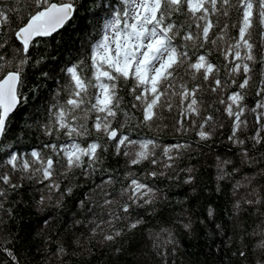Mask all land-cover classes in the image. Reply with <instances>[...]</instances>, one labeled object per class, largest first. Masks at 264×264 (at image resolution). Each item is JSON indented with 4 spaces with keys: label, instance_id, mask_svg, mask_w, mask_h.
I'll return each instance as SVG.
<instances>
[{
    "label": "snow or ice",
    "instance_id": "6c2138e0",
    "mask_svg": "<svg viewBox=\"0 0 264 264\" xmlns=\"http://www.w3.org/2000/svg\"><path fill=\"white\" fill-rule=\"evenodd\" d=\"M194 151L227 195L206 255L264 264V0H0V226L54 230L46 264H208L170 195ZM18 244L0 232V264H29Z\"/></svg>",
    "mask_w": 264,
    "mask_h": 264
},
{
    "label": "trees",
    "instance_id": "16d2710c",
    "mask_svg": "<svg viewBox=\"0 0 264 264\" xmlns=\"http://www.w3.org/2000/svg\"><path fill=\"white\" fill-rule=\"evenodd\" d=\"M213 59L219 61V57L213 54ZM123 94V93H122ZM251 97H249V103H251ZM26 110V109H25ZM22 115V113H20ZM249 122H251L252 117H248ZM140 131L148 134L147 129H141ZM171 129L168 130L167 134L164 135L165 139H170ZM135 133L133 136L135 137ZM224 135H227V129L224 130ZM219 136V133H218ZM224 145L221 146V150H223ZM187 162V161H186ZM192 164L198 165L197 167V174H196V184L193 187L196 188V192L189 193L188 187L181 185L180 187H174L170 190V195L172 197L177 196H184L188 194L189 199L186 205H176L173 204V210H177L180 207H187L193 218L194 222V230L191 236H185L183 240L184 249L188 258H190L194 262H203L205 260L208 261V264H219V260L215 256H208L206 255L208 252V245L210 243L219 244L221 241L218 238L213 237L209 239L205 235L204 226L200 225L199 220L200 218L206 215V208L209 203H212L213 206L217 209V220L226 219L224 217V213L227 211L226 204H227V195L226 192L216 193L215 191V183L212 181V169L208 165L211 164V159H209L208 164L206 165L203 159H198V152H193L191 154V161ZM117 162L113 161L112 164L115 166ZM183 166V165H181ZM183 176H181V179ZM79 183V179L76 181ZM207 188L208 191L205 192L204 189ZM25 199H28V196H25ZM32 212L35 209L31 210ZM42 215V214H41ZM67 217L64 213H60L57 223L54 227H59ZM215 221L212 222L214 226ZM17 227L20 229L21 239L27 244H31L32 246L28 248L26 245L25 247L21 248L20 244L17 245L18 248L22 252H27L25 259L29 262V264H41L43 261L46 264L47 260L49 259L50 253L46 255L45 246L40 245L37 247V244H40V241L43 238V235H51L53 240L55 239V232L49 228H44L41 226V229L36 227V218L35 216H30L25 214L23 219L20 221L19 224L15 220L9 221L7 225L0 226V232H6L9 229L13 232L17 230ZM80 229H77L79 231ZM38 233H42L41 235H37ZM49 248L54 250V244L48 245ZM71 252V248L69 249ZM223 257V252L220 254V258ZM67 264H85L87 260L86 257H76V256H66L64 258ZM99 257H92L89 261V264H97V260ZM176 264H180V257L176 258Z\"/></svg>",
    "mask_w": 264,
    "mask_h": 264
}]
</instances>
